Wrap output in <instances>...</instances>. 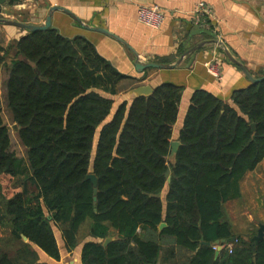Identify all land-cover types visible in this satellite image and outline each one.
I'll return each mask as SVG.
<instances>
[{
	"label": "trees",
	"instance_id": "1",
	"mask_svg": "<svg viewBox=\"0 0 264 264\" xmlns=\"http://www.w3.org/2000/svg\"><path fill=\"white\" fill-rule=\"evenodd\" d=\"M0 72L26 150L24 162L10 148L0 92V175L19 187L7 197L0 185V264H63L80 244V264H264V236L234 231L225 209L264 158V80L234 90L231 104L194 90L169 161L183 86L160 83L112 114L113 96L142 79L53 27L0 46ZM233 235L215 255L214 241Z\"/></svg>",
	"mask_w": 264,
	"mask_h": 264
},
{
	"label": "crops",
	"instance_id": "2",
	"mask_svg": "<svg viewBox=\"0 0 264 264\" xmlns=\"http://www.w3.org/2000/svg\"><path fill=\"white\" fill-rule=\"evenodd\" d=\"M151 4L160 6L165 15L158 29L149 28L136 17L139 5ZM52 7L59 9L52 12L51 27L66 37L84 36L119 72L141 78L140 85L155 87L167 82L183 86L178 116L172 130L174 140H178L191 93L203 89L231 104L232 92L250 84L241 69L230 62L218 46H203L193 56H186L175 68H148L139 73L133 64L134 55L127 46L82 24L116 34L144 61L167 64L174 63L181 53L209 39L205 33L190 34L195 27L203 28L213 32L215 38L242 62L250 74L256 77L264 75V0H5L1 4L0 18L40 24ZM25 33L26 30L18 26L0 23V46H6ZM179 49L181 52H178ZM210 60L219 63L221 80H216L205 66V62ZM117 101L113 102L112 114ZM130 101L128 99L127 103ZM167 188L166 183L160 192L163 201ZM227 203L236 206L240 221L233 220ZM225 209L234 231L238 233L248 232L254 220L256 223L253 225L257 229L259 223L264 222V158L255 169L242 177L239 196L228 200ZM80 248L81 244L76 249L78 258Z\"/></svg>",
	"mask_w": 264,
	"mask_h": 264
},
{
	"label": "water",
	"instance_id": "3",
	"mask_svg": "<svg viewBox=\"0 0 264 264\" xmlns=\"http://www.w3.org/2000/svg\"><path fill=\"white\" fill-rule=\"evenodd\" d=\"M5 2V0H0V12L2 11L1 8V4H3ZM59 8L57 7H52L48 10V14L45 18V20L40 23V24H30V23H23L17 20H12V19H4V18H0V23H4V24H10V25H15L18 26L20 28H23L27 31H38V30H46L49 27H51V16H52V12L54 10H57ZM66 12V11H65ZM70 14V12H67ZM75 20L80 21L77 17H75L73 14H70ZM81 22V21H80ZM82 26L91 29V30H95L98 31L100 33H103L107 36H110L116 40H118L119 42H121L122 44H124L125 46H127V48L129 50L132 51L133 55H134V67L135 70L137 72H142L145 69L148 68H158V69H172L175 68L180 62L181 60H183L186 56L188 55H194V53L196 52V50L202 48L203 46H218L225 54V56L228 58V60L230 62H232L233 64H235L236 66H238L241 71L244 73V75L248 78L250 83H255V82H259L264 80V75L256 77L253 76L252 74H250V72L246 69V67L242 64V62L238 59L235 58L230 52L229 50L226 48V46L218 39L215 38V34L209 30L203 29V28H199V27H195L190 31V34H199V33H205L209 36V39H206L202 42H199L198 44L192 46L191 48H189L188 50H186L185 52L181 53L179 58L171 64H167V63H162V62H158V61H144L142 60L139 55L130 47L126 44V42L121 39L119 36H117L116 34L108 31L107 29L104 28H100V27H93V26H88L87 24H82ZM154 87L150 86L149 84H144V85H138L136 87L130 88L125 92L124 97H122V100H128V99H134L136 97L139 96H147L150 95L153 92ZM12 128L14 130L18 129V126L16 123L12 124ZM251 128L252 131H254V123L251 124ZM180 145L179 140H174L172 139L170 142V151L168 154V159L169 161H172L174 158V155L178 149ZM164 177L166 179V183L170 182V169H166V171L164 172ZM85 179H89L93 185V199H96V192H97V188H96V184H97V179L96 176L92 173L89 172L87 173V175L85 176ZM166 226V223L162 222L159 224V228H162ZM264 236V222L259 223L258 225V229H257V233L254 236L255 239H259L261 237ZM113 239V237H106L102 244L105 246L108 242H110ZM235 240V236H230L229 238H221V239H217L214 241V244L217 245V249L215 251V255L218 254V251L220 250V245L223 243H230L233 242ZM205 244H208V242L202 241ZM68 264H80V263H75L73 260H70Z\"/></svg>",
	"mask_w": 264,
	"mask_h": 264
},
{
	"label": "rangeland",
	"instance_id": "4",
	"mask_svg": "<svg viewBox=\"0 0 264 264\" xmlns=\"http://www.w3.org/2000/svg\"><path fill=\"white\" fill-rule=\"evenodd\" d=\"M3 73L0 72V89H1V102H2V117L3 120L5 122V124L7 125V127L9 128V136H10V141H11V150L18 156L20 157L24 162L26 160V150L25 148L21 145V143L18 140L17 134H16V130H14L12 128V120L10 117L9 112L6 109V105H5V100H4V93H3ZM124 92H119L115 97H114V101L116 102L117 99L124 97ZM120 100H118L117 102H119ZM169 160V159H168ZM15 180H13L12 178H10L7 175H0V185H1V189L4 192V194L8 197L11 196L14 192L19 190V187L14 186ZM226 207L229 209V211L231 212L232 218L235 221H240V215L238 214L237 208L234 204L232 203H227ZM238 223V222H237ZM256 223V220H254V222L252 221V225L251 224H247V226L251 225L250 227L254 226ZM254 224V225H253ZM86 224H84L82 226V231H81V236L85 234L86 232ZM249 229V228H248ZM242 233H244L242 231ZM3 235H5V229L0 227V237H2ZM85 239V238H84ZM62 263L63 264H67L69 263L70 260H73L75 263H79V258L77 257V252L76 249L73 251V254L71 255H66L63 254L62 256ZM50 264H54L52 262H50Z\"/></svg>",
	"mask_w": 264,
	"mask_h": 264
},
{
	"label": "built area",
	"instance_id": "5",
	"mask_svg": "<svg viewBox=\"0 0 264 264\" xmlns=\"http://www.w3.org/2000/svg\"><path fill=\"white\" fill-rule=\"evenodd\" d=\"M136 17L140 23L148 26L149 28L158 29L163 24L165 15L160 6L151 4L139 5L136 10ZM205 66L208 68L210 73L214 75L216 80L222 79L220 65L218 62H216L215 60H210L208 62H205ZM223 247H228V249L230 250L231 245L230 243H223L220 245V249ZM213 248L217 249V245L214 244Z\"/></svg>",
	"mask_w": 264,
	"mask_h": 264
}]
</instances>
